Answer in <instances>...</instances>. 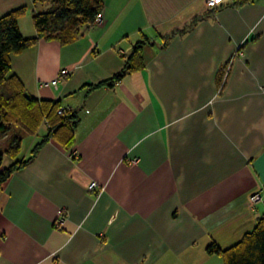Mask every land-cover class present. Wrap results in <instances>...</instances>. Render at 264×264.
<instances>
[{"label":"crops","instance_id":"1","mask_svg":"<svg viewBox=\"0 0 264 264\" xmlns=\"http://www.w3.org/2000/svg\"><path fill=\"white\" fill-rule=\"evenodd\" d=\"M47 7L0 0V17L25 8L34 37ZM102 14L73 42L11 56L29 96L79 123L71 146L51 138L4 183L0 264H225L208 246L234 245L264 215V0H104ZM145 39V67L100 84Z\"/></svg>","mask_w":264,"mask_h":264},{"label":"trees","instance_id":"2","mask_svg":"<svg viewBox=\"0 0 264 264\" xmlns=\"http://www.w3.org/2000/svg\"><path fill=\"white\" fill-rule=\"evenodd\" d=\"M250 1L234 0L233 3L243 5ZM35 3L48 7L34 15L37 29L34 37H25L20 29L19 18L25 13V8L0 17V134L7 133L12 126L36 134L43 123L48 125V133L35 145L32 156L27 160L20 159L9 167H3L4 153L15 159L21 154L22 139L18 136H14L9 147L0 152V191L13 173L27 164L51 138L71 146L79 123L76 113H59L61 105L58 101L38 100L29 96L22 82L15 75H10L11 56L35 45L41 39L56 40L61 44L75 41L82 27L94 25L104 7V0H35ZM147 42V39L138 42L125 68L100 84L114 85L128 73L142 70L145 67L142 47ZM207 251L222 256L225 264H264V215L239 242L225 249L212 243Z\"/></svg>","mask_w":264,"mask_h":264},{"label":"built area","instance_id":"3","mask_svg":"<svg viewBox=\"0 0 264 264\" xmlns=\"http://www.w3.org/2000/svg\"><path fill=\"white\" fill-rule=\"evenodd\" d=\"M229 1H234V0H206L207 2V6L210 8V9H214V8H217L219 6H221L222 4L226 3V2H229ZM104 23V17H103V14L100 13L97 15L95 21H94V24H97V25H101ZM69 71L64 69L61 71V76L63 75H66L68 74ZM59 78H56L54 80H52L51 82H44L43 85H53V86H57L58 82H59ZM59 113L60 114H64L66 113V110L61 108L59 109ZM104 188L100 186V184L96 181H92L90 184H89V190L91 191H95L96 194L100 193ZM261 198V195L259 193L257 194H254L252 196V199L253 201H258L259 199ZM64 212L61 210L60 211V214H59V217L57 218L56 222H55V225L57 226V228H61L62 227V224L64 222Z\"/></svg>","mask_w":264,"mask_h":264},{"label":"rangeland","instance_id":"4","mask_svg":"<svg viewBox=\"0 0 264 264\" xmlns=\"http://www.w3.org/2000/svg\"><path fill=\"white\" fill-rule=\"evenodd\" d=\"M234 2V1H233ZM12 129L14 130L12 133H6L4 135H0V152L3 151L5 148L9 147L11 144V140L14 136H18L23 141V150L19 158H25L30 155L29 147L32 145V143H36L41 140V137L43 135V132L40 137H35L33 135H29L26 133L22 128L18 126H12Z\"/></svg>","mask_w":264,"mask_h":264}]
</instances>
